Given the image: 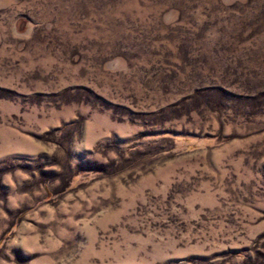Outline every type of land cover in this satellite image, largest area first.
Instances as JSON below:
<instances>
[{"label": "rangeland", "instance_id": "1", "mask_svg": "<svg viewBox=\"0 0 264 264\" xmlns=\"http://www.w3.org/2000/svg\"><path fill=\"white\" fill-rule=\"evenodd\" d=\"M0 264H264V0H0Z\"/></svg>", "mask_w": 264, "mask_h": 264}]
</instances>
